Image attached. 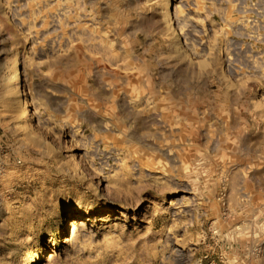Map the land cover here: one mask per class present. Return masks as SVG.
I'll use <instances>...</instances> for the list:
<instances>
[{
    "label": "rangeland",
    "instance_id": "374dc122",
    "mask_svg": "<svg viewBox=\"0 0 264 264\" xmlns=\"http://www.w3.org/2000/svg\"><path fill=\"white\" fill-rule=\"evenodd\" d=\"M0 264H264V0H0Z\"/></svg>",
    "mask_w": 264,
    "mask_h": 264
},
{
    "label": "bare ground",
    "instance_id": "6f19581e",
    "mask_svg": "<svg viewBox=\"0 0 264 264\" xmlns=\"http://www.w3.org/2000/svg\"><path fill=\"white\" fill-rule=\"evenodd\" d=\"M174 39L176 40L177 39V36H175L174 37ZM87 55V54H86ZM90 57V56H89ZM25 74V73H24ZM28 75V74H27ZM27 77H25L24 78V82H25V79H26ZM86 78V77H85ZM130 80V79H129ZM27 81H28V79H27ZM128 81V80H127ZM26 83V82H25ZM85 84V83H84ZM136 90V89H135ZM137 91H139V90H137ZM114 92V91H113ZM122 92H123V90H122ZM121 92V93H122ZM131 92V91H130ZM117 93V92H116ZM133 94V93H132ZM144 94V93H143ZM114 95V94H113ZM121 95V99H122V102H125L127 99H126V96H127V92H123L122 94H120ZM136 95H137V93H136ZM135 96V95H134ZM145 96V95H144ZM119 97V96H118ZM117 97V98H118ZM128 97V96H127ZM143 97V96H142ZM80 98V97H79ZM136 98V97H135ZM126 99V100H125ZM137 99V98H136ZM84 102V101H83ZM139 102V101H138ZM128 103V102H127ZM137 104V103H136ZM135 104V105H136ZM125 105H126V103H125ZM128 105V104H127ZM133 106V104L131 105V107ZM141 106V105H140ZM130 107V106H129ZM135 107V106H134ZM136 107H138V106H136ZM126 108V107H125ZM133 108V107H132ZM128 109V108H127ZM130 109V108H129ZM128 109V110H129ZM140 109V108H139ZM125 110V109H124ZM130 110H133V109H130ZM87 111V110H86ZM95 111V110H94ZM133 111H135V109L133 110ZM167 111V110H166ZM27 111H25V113H26ZM123 112V111H122ZM131 112V111H130ZM137 112H139V111H137ZM143 113H144V111H143ZM162 113V112H161ZM181 113V112H180ZM90 114V113H89ZM121 114V113H120ZM125 114V113H124ZM127 114V113H126ZM133 114V113H132ZM137 114V113H136ZM135 114V117L138 119V117L137 116H139V113L136 115ZM183 114V113H182ZM87 115V114H86ZM186 115V114H185ZM92 116V115H91ZM117 116V115H116ZM125 117V116H124ZM128 117V116H127ZM133 117H134V114H133ZM140 117H142L141 115H140ZM126 118V117H125ZM176 118H178V117H176ZM180 118V117H179ZM183 118V117H182ZM185 120H186V118H184ZM123 123V122H122ZM197 123V122H196ZM173 124V123H172ZM99 125H101V124H99ZM123 127V126H122ZM111 128V127H110ZM103 129V128H102ZM126 129V128H125ZM190 131V130H189ZM170 132V131H169ZM131 133V132H130ZM135 134V133H134ZM137 134V133H136ZM157 134V133H156ZM130 135V134H129ZM138 135H140V134H138ZM138 135H136V136H138ZM178 135V134H177ZM161 136V135H160ZM182 136V135H181ZM121 137V136H120ZM139 137V136H138ZM141 137V136H140ZM183 137V136H182ZM130 138V137H129ZM185 138V137H184ZM124 139V138H123ZM145 139V138H144ZM188 139V138H187ZM131 140V139H130ZM139 140V139H138ZM147 140V139H146ZM192 141V140H191ZM141 142H142V140H141ZM140 142V143H141ZM138 143V142H137ZM140 143H138V144H140ZM125 144V143H124ZM147 144H149V143H147ZM150 144H152V143H150ZM145 146V145H144ZM157 146V145H156ZM174 146V145H173ZM152 147V146H151ZM163 147V146H162ZM155 148V147H154ZM134 149V148H133ZM153 149V148H152ZM154 150V149H153ZM156 150V149H155ZM167 150V149H166ZM170 150V149H169ZM133 151V150H132ZM158 151V150H157ZM161 151V150H160ZM159 151V152H160ZM134 152V151H133ZM164 152V151H163ZM173 152V151H172ZM171 153V152H170ZM135 154V153H134ZM164 154V153H163ZM178 154V153H177ZM164 155H167V154H164ZM170 155H172V154H170ZM141 156V155H140ZM177 156V155H176ZM185 156V155H184ZM144 159L143 160H145V157H143ZM166 158V157H165ZM147 160V159H146ZM171 160V159H170ZM143 162V161H142ZM141 162V163H142ZM147 162V161H146ZM161 167V166H160ZM82 175H86V172H83L82 173ZM253 215V214H252ZM221 220V219H220ZM219 220V221H220ZM221 226V225H220ZM239 226V225H238ZM237 227V226H236ZM236 227H234V228H236Z\"/></svg>",
    "mask_w": 264,
    "mask_h": 264
}]
</instances>
